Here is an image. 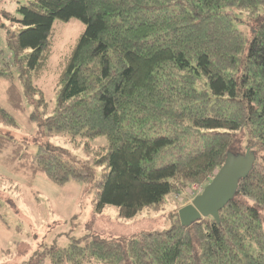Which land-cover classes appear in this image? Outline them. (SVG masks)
Here are the masks:
<instances>
[{"label": "trees", "instance_id": "obj_1", "mask_svg": "<svg viewBox=\"0 0 264 264\" xmlns=\"http://www.w3.org/2000/svg\"><path fill=\"white\" fill-rule=\"evenodd\" d=\"M17 13L3 12L13 27L4 23V31L36 107L33 140L79 139L89 155L41 144L27 151L3 129L17 122L0 108V162L29 184L38 174L60 186L81 183L96 211L115 206L128 220L208 182L229 152L256 155L220 222L185 227L176 212L165 230L91 233L30 264H264V0H27ZM74 18L85 29L53 71L56 105L48 114L36 81L51 70L54 21ZM243 21L248 35L236 26ZM7 92L24 108L15 84ZM100 137L106 146L91 145Z\"/></svg>", "mask_w": 264, "mask_h": 264}, {"label": "rangeland", "instance_id": "obj_2", "mask_svg": "<svg viewBox=\"0 0 264 264\" xmlns=\"http://www.w3.org/2000/svg\"><path fill=\"white\" fill-rule=\"evenodd\" d=\"M26 2L27 0H0V68L3 73L0 76V108L7 110L17 122L15 128H5L2 125L0 127L23 142L29 152H35L37 145L41 144L65 150L83 160L89 155L84 150L85 143L79 139L72 142L61 135H55L51 138L41 136L33 140L37 133V124L30 122L29 116L36 107L25 97L18 70L13 65L4 23L10 28L13 27L6 22L8 20L3 15L6 11L18 16V7ZM239 15L241 20H245L244 15ZM236 26L248 35L249 25L246 22H237ZM84 29V23L77 18L68 22L54 21L51 70L36 81L44 92L48 114L54 112L56 105V76L53 71L61 56L70 51ZM9 75H12V79ZM11 83L15 84L22 96V109L10 101L7 90ZM38 97L39 95L36 96ZM90 143L93 146H106L107 140L100 137L90 140ZM11 151L12 148L9 147L3 155H8ZM97 172L99 175V170ZM9 179L14 181L17 189L8 188L11 185L7 182ZM3 180L5 183H2ZM210 180L194 183L185 194H171L157 208L144 209L134 218L123 220L118 216L115 206H107L102 212L96 211L93 193L84 196L81 183L71 181L60 186L45 175L38 174L29 184L21 174L0 162V195L3 197L0 207V264H30L35 256L48 248L67 247L72 240L91 233L111 237L132 236L150 229L165 230L172 225L179 209L190 204ZM44 264L50 263L46 260Z\"/></svg>", "mask_w": 264, "mask_h": 264}, {"label": "water", "instance_id": "obj_3", "mask_svg": "<svg viewBox=\"0 0 264 264\" xmlns=\"http://www.w3.org/2000/svg\"><path fill=\"white\" fill-rule=\"evenodd\" d=\"M255 161L256 155L251 148H247L245 153L229 152L224 164L203 191L190 204L179 209L181 225L190 227L208 217L220 222L221 210L234 199L240 181L249 176Z\"/></svg>", "mask_w": 264, "mask_h": 264}, {"label": "bare ground", "instance_id": "obj_4", "mask_svg": "<svg viewBox=\"0 0 264 264\" xmlns=\"http://www.w3.org/2000/svg\"><path fill=\"white\" fill-rule=\"evenodd\" d=\"M202 191H203V189H202ZM202 191H201V192H202ZM194 198H195V197H194Z\"/></svg>", "mask_w": 264, "mask_h": 264}]
</instances>
